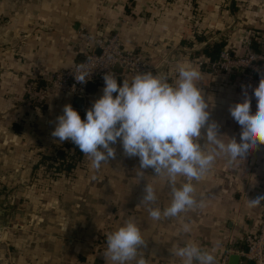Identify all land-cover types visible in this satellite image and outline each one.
<instances>
[{
    "label": "crops",
    "instance_id": "0c3cea01",
    "mask_svg": "<svg viewBox=\"0 0 264 264\" xmlns=\"http://www.w3.org/2000/svg\"><path fill=\"white\" fill-rule=\"evenodd\" d=\"M249 3L248 10L243 13L249 26L233 32L237 42L234 50L240 53L250 50L249 43L254 39L258 40L259 33H264V0H249ZM88 4V0H0V114L9 116L11 120L8 127L0 126V146L6 144L8 151L10 146L16 147L15 142H12L16 138L23 144L28 139H30L28 142H31L34 136L44 135L46 139L58 143L52 138L49 128L45 126V129L41 128L43 124L35 125L32 122L29 115L33 109L26 106L25 102L28 97L33 98L34 93L39 95L43 89L44 81L38 79L39 77L74 65L87 52V47L77 36V31L86 21L97 20L90 15ZM174 22L179 23V29H176L178 42L173 40L175 37L172 36L171 30L167 33L161 29L158 32L153 31V45L146 44V40L151 41V38L145 34L137 42L142 51H148L152 56L149 60L152 61L150 71L153 74L158 72L166 74L169 82H172L178 75V64L195 67L201 73L197 86L209 104L210 122H217L221 135L235 138L239 143L241 127L231 117L229 108L244 101L243 91L246 89L248 95L252 97L251 112L255 114L257 102L253 89L258 87L261 78L247 71L226 74L202 70L194 58L188 57L184 46L180 45L174 50L170 44L166 45L169 42L181 44L182 37L189 36L186 19L181 21L175 19ZM111 23L110 18H104V25L96 26L91 31L94 35L105 36ZM219 29L221 28L217 23L216 30ZM161 36L164 37L163 41ZM211 37L202 41L197 50H202L207 43L215 40H211ZM166 50L171 57L163 65V62L160 63L154 57L158 56L159 51L165 53ZM133 76L132 74L119 76L118 84L122 86L124 79L130 81ZM104 86V82L96 86L94 92L86 98L85 107L102 96ZM44 93L42 91V96L48 95ZM59 104L60 101L57 105ZM60 106L64 107L62 103ZM16 107L22 110L16 111L17 114L15 111L11 113L10 108ZM20 121H24L23 126ZM51 127L54 131V127ZM227 137H224L225 141ZM199 143L203 146L206 141L201 139ZM10 157L8 155L9 160ZM28 158L30 157L22 160ZM3 161L6 159L3 158ZM121 162H125L126 166H123L124 178L121 179L120 186H114L117 182L113 181L115 180L113 176V180L108 177L115 176V172L101 171L103 175L97 176H100L99 180L104 182V185L99 188V194L95 191L97 195L94 199L91 196L94 192L89 195L88 205L97 210L98 202L104 196V209L112 208L123 213L124 222L120 223V220L113 222L116 229L112 232L131 218L141 229L146 241V246H142L138 251L142 252L141 255H144L147 264H181L179 258L172 256L171 250L174 246H183L189 241L198 244L205 251L212 252L216 257V264L224 255H227V264H238L241 248L232 244L246 232L257 230L261 222L263 207L249 208L247 205L248 199H255L264 190V145L251 152L247 160L238 167H229L226 165L225 157H218L202 180L193 181L195 198L198 201L203 200L206 206L159 221L150 219L149 206H138L141 204L148 182L152 184L158 197L151 207L163 209L168 206L171 201L169 184L166 180L155 177L152 168L142 170L144 173L142 174L138 157L121 156ZM184 182V177H178L177 187ZM121 195L123 197H120ZM85 207L84 202L78 200L71 208L74 212L84 210ZM77 216L81 217L79 214ZM185 223L191 225V232L182 231V225ZM73 242L68 240L65 244L60 239L41 238L38 245L24 243L22 251L10 254L8 258L10 264H69V251L74 245ZM90 256L91 264L95 262L107 264L104 256L97 257L93 254Z\"/></svg>",
    "mask_w": 264,
    "mask_h": 264
},
{
    "label": "clouds",
    "instance_id": "9594fccd",
    "mask_svg": "<svg viewBox=\"0 0 264 264\" xmlns=\"http://www.w3.org/2000/svg\"><path fill=\"white\" fill-rule=\"evenodd\" d=\"M87 63L77 66L78 83L87 82ZM177 73L176 79L169 82L166 74L138 72L130 81L124 79L122 86L114 73H106L103 94L87 109L85 119H81L71 104L65 105L51 133L59 143L68 141L76 145L96 170L116 157V149L111 145L119 142L126 157L139 158L142 174V170L152 168L155 177L166 180L171 195L168 206L151 207L158 197L149 182L138 206H149L153 221L204 208L205 202L195 198L193 181L202 180L218 157H225L227 166L238 167L251 152L264 145V78L253 89L257 102L255 114L251 112L252 97L246 89L244 101L229 108L231 117L241 127L238 143L235 138L221 135L217 122H210L209 104L197 86L201 73L184 64H178ZM201 139L206 141L203 146L199 143ZM178 177L185 178L179 187ZM262 202L264 195L248 199L247 206L260 207ZM191 230L190 224L182 225L183 232ZM142 246H146V241L141 229L130 218L107 234L103 255L107 264H147L138 251ZM171 253L181 264H216L212 252L191 241L174 246Z\"/></svg>",
    "mask_w": 264,
    "mask_h": 264
},
{
    "label": "rangeland",
    "instance_id": "374dc122",
    "mask_svg": "<svg viewBox=\"0 0 264 264\" xmlns=\"http://www.w3.org/2000/svg\"><path fill=\"white\" fill-rule=\"evenodd\" d=\"M88 3L90 15L97 20L86 21L82 27L92 33L93 28L104 25V18H110L112 23L105 35L108 37L117 34L121 47L140 54L150 67L152 61L149 60L152 56L148 51L140 49L142 47L137 43L139 38H142L143 34L150 36L151 41L147 39L146 44L153 45L154 30L158 32L161 29L167 33L171 30L172 36L175 37L173 40L178 42L176 29H179V23L174 22L175 19L180 21L186 19L189 36L182 37L181 44L169 42L166 45L170 44L174 50L180 45L184 46L188 57L194 58L195 62L202 57L199 55L201 49L197 50L202 41L193 39L196 32L202 34L206 31L205 39L212 36L211 40L215 39L214 41L226 38L230 43L228 46L234 50L237 42L233 32L249 26L247 18L243 17L244 11L250 6L249 0L233 2L232 0H88ZM217 23L221 28L219 30H216ZM261 34L259 33L258 36ZM92 35L94 36V33ZM77 36L79 37L78 31ZM163 38L161 36V41ZM183 39L194 41L186 44L182 43ZM230 53L240 57L234 55L232 51ZM170 55L168 50L165 53L159 51L158 56L154 58L165 65ZM45 86L44 82L43 89ZM43 89L42 91L48 95L44 93L45 95L42 96V91L39 95L34 93L35 96L28 97L25 105L33 109L29 115V118L32 117V122L35 125L41 123L43 124L41 128L47 127L52 132L51 126L55 128L56 118L63 114L60 104L62 103V106L70 104L71 96L67 92L51 89L49 86L48 90ZM59 101L60 104L57 105ZM19 110L22 109L10 108L11 113ZM20 122L23 126L24 121ZM10 123L9 116L0 114L1 127H8ZM29 140L22 144L16 138L12 141L15 142L16 147L10 146L9 151L6 144L0 146V264H10L8 258L10 254L22 251L24 243L38 245L41 238L60 239L65 244L68 240L74 241L73 247L70 248L71 254L69 251V264H91L90 254L97 257L104 256L106 236L116 229L113 222L116 220H120V223L124 222L122 212L112 208L104 209V196L98 202L99 209L95 210L88 205L89 195L94 192V195H91L94 199L97 195L95 191L99 194V188L104 185V182L99 180L100 176H97V174L101 175V171L115 172V176L108 175V177L112 179L113 176L115 180H112L117 182L114 186H120L121 179L124 178L123 166H126L125 162H127L126 160L121 162V156H125L122 145L119 142L112 145L116 149V157L102 164L99 170L94 169L91 161L84 156L72 174L54 176L47 171V162L40 163V158L42 155L54 154L64 142L56 144L49 138L46 139L44 135L34 136L31 142H28ZM8 155L11 156L10 160ZM25 157L30 158L23 161ZM3 158L6 161H3ZM261 195H264V190L257 197ZM78 200L83 201L86 207L84 210L73 212L71 207ZM262 207L261 220L264 218V202ZM78 214L81 217L77 216ZM258 226H261V222ZM259 227L251 232L257 234Z\"/></svg>",
    "mask_w": 264,
    "mask_h": 264
},
{
    "label": "built area",
    "instance_id": "2783aa9c",
    "mask_svg": "<svg viewBox=\"0 0 264 264\" xmlns=\"http://www.w3.org/2000/svg\"><path fill=\"white\" fill-rule=\"evenodd\" d=\"M78 34L87 47L84 60L42 78L39 77L38 79H42L46 84L43 90H48L49 86L51 89L69 93L71 98L82 96L86 99L89 95L85 90L86 84L103 83V76L106 73L112 72L118 78L124 74L136 75L138 72L146 73L152 69L140 54L123 49L117 34L108 37L93 36L84 27H80ZM257 42L258 51H251L246 56L235 57L228 50H223L216 59L211 60L202 56L196 59V63L200 68L211 73L228 74L247 71L254 76L264 78V33L259 36ZM96 49L100 50L99 54L95 53ZM82 63H87L85 70L89 75L86 83H78L75 79L77 66ZM243 243L245 248L239 250L241 258L238 264H264V218L261 220L259 232L257 234L246 232ZM226 261L227 255H224L217 264H227Z\"/></svg>",
    "mask_w": 264,
    "mask_h": 264
},
{
    "label": "trees",
    "instance_id": "16d2710c",
    "mask_svg": "<svg viewBox=\"0 0 264 264\" xmlns=\"http://www.w3.org/2000/svg\"><path fill=\"white\" fill-rule=\"evenodd\" d=\"M233 1L234 0H232V2ZM196 33L197 34L193 35L194 40H197V41L206 40L205 39L206 31L202 32V34H198V32H196ZM193 39H191V40L183 39L182 43L191 44L194 41ZM228 45H229V42L226 38H220L217 41L207 43L202 48L201 55L203 57L209 58L211 60L216 59L219 56L221 51L230 49V47ZM249 47H250V50L245 51L243 53H240L237 50H231V49L230 50L236 56L247 55L251 51H258L257 39L252 40L249 43ZM202 70L210 72V71L205 70V69H202ZM91 106H92V104L90 103V105L85 107L84 109L77 110L79 112L82 120L85 119L86 111ZM83 159H84V154L82 152H80L79 148L76 145H74L73 143L66 141V142H64L63 145H61L55 151L54 154L42 155L40 158V163L47 162L46 169H47V171L51 172L54 176H59V175H64V174L70 175L77 169V167L79 166V163ZM38 165H39V163L37 164V166ZM232 245H238L241 249L245 248V244L243 243V236H241V238L237 242H234Z\"/></svg>",
    "mask_w": 264,
    "mask_h": 264
},
{
    "label": "water",
    "instance_id": "95a60500",
    "mask_svg": "<svg viewBox=\"0 0 264 264\" xmlns=\"http://www.w3.org/2000/svg\"><path fill=\"white\" fill-rule=\"evenodd\" d=\"M95 53L96 54H99L100 53V50L99 49H96L95 50ZM83 60H84V56H82L80 58V61H83ZM97 85H99V84H95V83H92V82H88L86 84V89H85L86 92L89 93V94L93 93ZM86 100L87 99H85L82 96H74L72 98V100H71V105L76 110H82V109L85 108Z\"/></svg>",
    "mask_w": 264,
    "mask_h": 264
}]
</instances>
